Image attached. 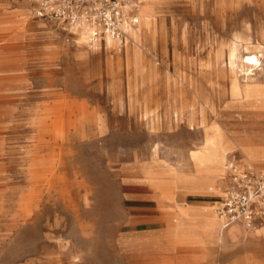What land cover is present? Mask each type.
<instances>
[{
	"label": "rangeland",
	"instance_id": "rangeland-1",
	"mask_svg": "<svg viewBox=\"0 0 264 264\" xmlns=\"http://www.w3.org/2000/svg\"><path fill=\"white\" fill-rule=\"evenodd\" d=\"M29 7L0 0V264H260L240 240L175 242L192 220L167 232L191 203L222 220L215 184L182 181L208 131L264 143V0H142L138 38L111 47Z\"/></svg>",
	"mask_w": 264,
	"mask_h": 264
},
{
	"label": "built area",
	"instance_id": "built-area-1",
	"mask_svg": "<svg viewBox=\"0 0 264 264\" xmlns=\"http://www.w3.org/2000/svg\"><path fill=\"white\" fill-rule=\"evenodd\" d=\"M36 15L61 25H87L92 37L126 42L140 22L142 0H36ZM229 186L216 205L227 227L243 223L264 226V170L251 163L228 164Z\"/></svg>",
	"mask_w": 264,
	"mask_h": 264
},
{
	"label": "crops",
	"instance_id": "crops-1",
	"mask_svg": "<svg viewBox=\"0 0 264 264\" xmlns=\"http://www.w3.org/2000/svg\"><path fill=\"white\" fill-rule=\"evenodd\" d=\"M26 1H27V4L30 6L29 7L30 11L33 7V4L35 5L36 8L38 7V2L36 0H26ZM235 132H237L236 135L238 137H242L243 134L247 132V130L243 128L236 129L234 130V132H232V135L231 134L227 135L226 141L224 143V148H228L226 151L224 150L227 156V159L229 157L228 155L230 151L232 150H239L242 153V146L240 144L241 143L240 141H242L243 139L236 138L234 136ZM250 138L252 139V137ZM242 154L244 156V159L241 160V162L245 161L246 159V154H244V152ZM191 158L193 161L194 173L191 175L190 178L188 177L182 178V181H185V183L187 181L188 184L190 181H192V185L190 184L189 187H187L188 191L195 192L198 190V188H201V185L203 184V182L204 183L211 182L217 186L219 192L224 193L227 187L229 186L227 166L231 161H229V159L227 161H224L220 158H217L213 153H208L204 149L194 150ZM226 162H228L227 165H226ZM258 168L264 170L263 166L262 167L258 166ZM226 169H227V175L225 173ZM203 207L204 206H202L200 202L191 203V204H187L186 206H184V208L182 209V212L178 213L179 218L176 219L177 224H174L170 227V229L167 232V236L171 235L170 232L173 229H175V227L179 223L187 224L185 222L192 220V223L195 226L191 225V228L181 227V229L178 230L179 232L175 229V232L173 235L176 238H179V239H176L175 242L177 243L180 242L184 244H192V245H196L200 247H206L207 245L213 244L216 241L228 243L232 240H240V241H243L246 247L247 256L250 259L256 256L257 254H260V253L264 254V239L262 238V235L264 233V226H259L256 230H250V229L243 227L242 224L241 225L239 224L233 227L231 230H228L227 233L224 235L223 230H222V220L223 219L216 220L213 217L212 209L210 212H208V214H205V215L201 214V210ZM204 209H207V207L205 206ZM223 224H224V221H223ZM229 226L227 227L224 226V228H228ZM260 264H264V260H262Z\"/></svg>",
	"mask_w": 264,
	"mask_h": 264
},
{
	"label": "bare ground",
	"instance_id": "bare-ground-1",
	"mask_svg": "<svg viewBox=\"0 0 264 264\" xmlns=\"http://www.w3.org/2000/svg\"><path fill=\"white\" fill-rule=\"evenodd\" d=\"M151 2V1H150ZM147 3V2H146ZM145 13L142 14V19H143V16H144ZM140 19H141V13H140ZM141 19V21H142ZM61 25V24H59ZM139 26H137V28L133 31H131L130 35L133 36V38L137 39L138 38V34H139V30L140 28L142 29V23L139 22L138 24ZM64 28H67V29H70L69 30V33L71 34V36L74 38V40H76V42L78 44H81V45H84L86 47H93V46H97L99 44H103V43H100V42H97L93 37H92V34H93V28L87 26V25H73V26H69V27H64ZM69 34V35H70ZM130 38V36H129ZM104 42H107V44L111 47L113 45H116L117 43L119 44H122L121 41L117 40V39H114L112 37H106V40ZM124 43V42H123ZM120 46V45H119ZM260 55V54H259ZM259 55L258 54H254V53H251V54H247L243 57V62H245L246 64L249 65V68L248 70H242L244 71V74L246 76L250 75V74H253V71L255 69L256 66H260L261 65V61H260V58H259ZM254 76V75H253ZM250 79V78H249ZM264 82V81H263ZM255 84V83H254ZM253 84V86H254ZM248 82L247 81H241L239 78H236V88H237V92L240 94V96L238 97H235L234 99L236 100H241L243 99L247 94H248ZM256 86V85H255ZM250 87V86H249ZM252 88V87H250ZM256 88V87H255ZM250 91V90H249ZM257 91V90H256ZM257 96V95H256ZM253 97V96H251ZM249 100H252L250 98H248ZM256 99V98H255ZM84 116L81 115V117ZM80 117V118H81ZM231 128V127H230ZM215 130H216V133H212V132H207L206 133V138H205V142L203 144L204 148H206V152L208 153H213L217 158H220L222 160H227V156L224 152V143L226 141V138H227V133H226V130L225 128H223L222 126L220 125H216L215 126ZM221 130V133L219 135H217V131H220ZM55 133V132H54ZM232 133V132H231ZM230 133V134H231ZM234 134V133H233ZM237 132H235L234 136L236 138H242L243 140L240 141L242 144V146L248 148V150L253 154V155H257V154H264V143L263 142H257V141H254L252 139H249V138H246V137H238L237 135ZM52 135V134H51ZM239 135V134H238ZM56 140V139H55ZM203 152V151H202ZM201 153V152H200ZM205 157V156H204ZM200 160V159H199ZM205 160V158H204ZM201 161V160H200ZM244 162H247V163H251V164H254V162H252L251 160L249 159H245ZM260 163L263 162V160L259 161ZM205 163V162H204ZM203 163V164H204ZM257 166V165H256ZM258 167V166H257ZM221 168V167H220ZM214 169V168H213ZM216 170V169H215ZM221 170V169H220ZM217 171V170H216ZM222 171V170H221ZM203 182V181H202ZM204 183V182H203ZM196 184V183H195ZM198 184V183H197ZM194 185V183H193ZM37 191V190H36ZM185 215V214H184ZM223 223V221H222ZM241 225L247 229H250V230H256L258 227H255V228H250V227H247L245 224L243 223H235L234 225L230 226V228L227 229L228 230H231L233 227L237 226V225ZM216 228V227H215ZM183 235V234H182Z\"/></svg>",
	"mask_w": 264,
	"mask_h": 264
}]
</instances>
